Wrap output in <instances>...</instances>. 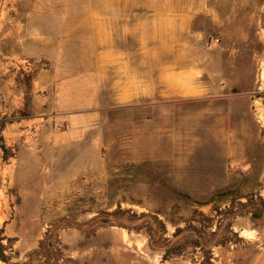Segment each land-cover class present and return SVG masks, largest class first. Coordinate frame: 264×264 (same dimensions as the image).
<instances>
[{"label":"rangeland","instance_id":"374dc122","mask_svg":"<svg viewBox=\"0 0 264 264\" xmlns=\"http://www.w3.org/2000/svg\"><path fill=\"white\" fill-rule=\"evenodd\" d=\"M28 3L0 0V224H17L2 236L12 246L10 263L46 264L27 255L48 231L60 241V257L48 264L199 261L200 253H188L162 262L144 232L116 227L114 217L102 221L119 208L151 213L171 238L193 217L202 219L195 211L213 216L215 207L264 199V0H199L205 13L193 31L202 33L203 54L213 59L203 76L209 97L106 106L70 148L55 143L66 126L34 113L25 84L49 67L41 61L28 69L13 58ZM237 219L233 230H246L213 263L264 264V219Z\"/></svg>","mask_w":264,"mask_h":264},{"label":"crops","instance_id":"0c3cea01","mask_svg":"<svg viewBox=\"0 0 264 264\" xmlns=\"http://www.w3.org/2000/svg\"><path fill=\"white\" fill-rule=\"evenodd\" d=\"M150 2L152 0H29L25 34L20 38V46L13 58L20 63L26 60L34 63L44 61L49 67L32 76V110L36 115L45 112L54 121L66 126L64 131L55 135L57 140L54 141L61 148L74 147L84 139L98 123L101 110L106 106L132 107L151 100L145 105L155 107L159 105L158 100L166 99L157 95L150 99L115 104L107 92L94 87L91 60L85 54V41L89 35L86 17L89 11L102 10L104 4L110 3L120 8L131 20L135 16L146 15L150 11L147 7ZM175 2L190 17V39L196 44L205 74L207 68L212 66L213 59L206 52L203 54L202 33L198 29L193 31L196 19L205 12L198 6L199 0ZM121 46L132 47V41ZM236 224L240 223L234 222V229ZM8 227L16 230L17 224L14 220L0 224L2 236L6 235ZM245 230V226L239 225L236 231ZM219 249L224 247L214 248L215 257H218ZM0 264L11 263L0 260Z\"/></svg>","mask_w":264,"mask_h":264},{"label":"clouds","instance_id":"9594fccd","mask_svg":"<svg viewBox=\"0 0 264 264\" xmlns=\"http://www.w3.org/2000/svg\"><path fill=\"white\" fill-rule=\"evenodd\" d=\"M147 7L146 15L131 20L110 3L88 12L85 54L91 60L94 87L117 105L157 95L209 97L203 61L190 39V17L175 0H152ZM129 40L132 47L121 46Z\"/></svg>","mask_w":264,"mask_h":264},{"label":"trees","instance_id":"16d2710c","mask_svg":"<svg viewBox=\"0 0 264 264\" xmlns=\"http://www.w3.org/2000/svg\"><path fill=\"white\" fill-rule=\"evenodd\" d=\"M31 81L32 76L28 75L25 81L28 88L31 86ZM1 148L6 150L5 145H1ZM213 211L215 212L213 216L195 211L196 215L199 214L202 219L199 221L193 217L187 222L185 228L177 227L171 238L167 237L165 222L151 213L137 214L131 210L119 208L108 213L102 222L110 223L111 218L114 217L116 227L129 232H144L148 236L149 247L162 253V262L183 257L188 253L193 255L200 253L199 261L194 259L193 264H214L213 249L232 244L234 240L239 239V233L233 230L235 219L249 215L254 224L264 219V199L251 195L238 207L232 204L225 209L215 207ZM91 221H96V218ZM3 240L5 238H2L0 232V260L10 263L12 258L7 252L12 249V246L4 245ZM7 241L13 244L14 239L7 238ZM59 245L58 237L52 239V231H48L44 239L40 241L38 249L31 251L27 259L30 261L34 258L42 259L48 264L60 257Z\"/></svg>","mask_w":264,"mask_h":264},{"label":"built area","instance_id":"2783aa9c","mask_svg":"<svg viewBox=\"0 0 264 264\" xmlns=\"http://www.w3.org/2000/svg\"><path fill=\"white\" fill-rule=\"evenodd\" d=\"M24 64L27 66L28 69H31L32 62L29 60L24 61ZM60 127H64V124H60Z\"/></svg>","mask_w":264,"mask_h":264}]
</instances>
